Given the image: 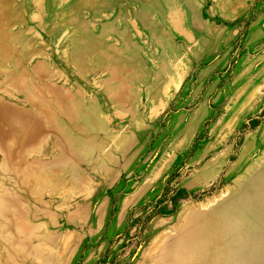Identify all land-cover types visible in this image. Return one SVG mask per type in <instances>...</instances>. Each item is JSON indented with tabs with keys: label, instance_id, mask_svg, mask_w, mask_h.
I'll list each match as a JSON object with an SVG mask.
<instances>
[{
	"label": "rangeland",
	"instance_id": "1",
	"mask_svg": "<svg viewBox=\"0 0 264 264\" xmlns=\"http://www.w3.org/2000/svg\"><path fill=\"white\" fill-rule=\"evenodd\" d=\"M0 264H264V0H0Z\"/></svg>",
	"mask_w": 264,
	"mask_h": 264
}]
</instances>
